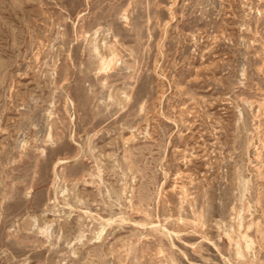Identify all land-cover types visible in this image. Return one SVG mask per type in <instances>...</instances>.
Segmentation results:
<instances>
[{
    "label": "rangeland",
    "instance_id": "obj_1",
    "mask_svg": "<svg viewBox=\"0 0 264 264\" xmlns=\"http://www.w3.org/2000/svg\"><path fill=\"white\" fill-rule=\"evenodd\" d=\"M0 264H264V0H0Z\"/></svg>",
    "mask_w": 264,
    "mask_h": 264
},
{
    "label": "bare ground",
    "instance_id": "obj_2",
    "mask_svg": "<svg viewBox=\"0 0 264 264\" xmlns=\"http://www.w3.org/2000/svg\"><path fill=\"white\" fill-rule=\"evenodd\" d=\"M94 34H96V30H95ZM106 48H110V47L106 46ZM109 50L111 51L109 53L110 57L107 59V58H104L103 55L100 53L99 48L94 46L93 51H94L97 59H99L101 64H102L101 68L96 72V75H102L103 73H107V70L109 69L110 63H111V61L113 60V57L116 54L114 50H112V49H109ZM241 238H243L245 240V235H241ZM236 245H238V244H236ZM247 245L248 244H246V246ZM238 254H240V251H238Z\"/></svg>",
    "mask_w": 264,
    "mask_h": 264
}]
</instances>
